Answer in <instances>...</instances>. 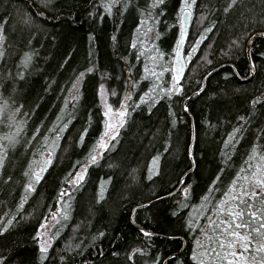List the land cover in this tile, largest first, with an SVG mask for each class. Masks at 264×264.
Segmentation results:
<instances>
[{
	"label": "trees",
	"instance_id": "obj_1",
	"mask_svg": "<svg viewBox=\"0 0 264 264\" xmlns=\"http://www.w3.org/2000/svg\"><path fill=\"white\" fill-rule=\"evenodd\" d=\"M153 1L0 0V228L8 224L0 264H163L179 251L166 264L219 261L211 245L224 230L208 221L222 220L218 201L264 152V38L247 53L251 36L264 32V0H187L181 91L142 100L151 78L134 38L146 12L169 65L159 87H175L182 0ZM204 79L189 116L183 102ZM102 81L112 108L124 101L127 111L109 147L86 165L103 128ZM54 132L51 162L31 181ZM82 165L84 179L69 183ZM192 165L181 189L160 199ZM63 205L67 217L41 258L36 232Z\"/></svg>",
	"mask_w": 264,
	"mask_h": 264
},
{
	"label": "snow or ice",
	"instance_id": "obj_2",
	"mask_svg": "<svg viewBox=\"0 0 264 264\" xmlns=\"http://www.w3.org/2000/svg\"><path fill=\"white\" fill-rule=\"evenodd\" d=\"M156 4L161 3V0H155ZM155 4L153 5V7ZM192 4L187 2V0H182L181 2V9H180V32L179 36L175 43V52L176 57V64L173 66V84H175L174 91L180 92L181 85L176 84V81L180 79V74L184 68V58L180 55L181 45L184 41L186 32L184 29V20L185 18L191 15L190 9ZM231 7V4L229 5ZM105 8L110 10L111 5L105 3ZM227 11V9H225ZM207 32V29H205ZM204 33L201 34L203 36ZM197 44L192 45V49H195ZM162 55V54H161ZM193 52L191 49L187 51L188 58H191ZM92 69L89 68L88 71ZM83 76V73L80 74ZM227 75V74H226ZM79 79V77H78ZM103 88V85L100 86ZM162 91H167L169 95H171L173 89H162ZM199 91V89H198ZM141 99H145V96H142ZM257 99H264V98H257ZM7 101H5V104ZM123 104V101H121ZM2 108V106H0ZM109 111H106L104 114L105 116L109 115V112L112 110L111 105H107ZM121 119H119L115 125H113L112 121L109 120L106 122L107 129L111 130V135L115 136L116 128L119 124H123L124 120L123 117L126 113V109L119 108L115 110ZM11 119V117H10ZM86 131V130H85ZM235 129L233 133H235ZM107 133H102L101 137L98 139L97 144L99 145L100 149L103 150L104 148L109 147L107 143H105V135ZM232 135V133H230ZM81 137H83V133H81ZM7 139L9 141L14 142V137L8 136ZM0 153H3V146H0ZM97 156L95 154V149L91 150V155L89 157V163L95 162ZM157 158L154 157L153 160L155 161ZM264 159V157H261ZM51 162V157L48 158L47 163ZM0 163H3V155H0ZM46 166V165H45ZM86 169V165L81 166V170L76 172V177L74 178V182L79 184L81 180L84 179V171ZM44 171V168H40L36 171L35 180L39 181L41 178V173ZM239 176V173H237ZM245 181H249V177L245 176ZM73 181H69L72 183ZM235 184V180L233 181V185ZM233 185H229L231 189ZM26 187L31 188L32 184L26 185ZM63 191V189H61ZM185 194L187 195V189H185ZM225 198L228 199L230 202L228 203L227 207L221 206L219 208V212H228L229 219H222L220 221L221 227L224 229L223 233H216L219 238V246L217 247L216 244H212L211 247L216 248V256L219 257V261H216V258L213 257L214 264H264V258H261L257 261L256 256L259 254H264V166L256 165V170L251 173L250 176V183H242L241 188L238 190V194L233 196L231 192H225ZM260 204V208L255 207V203ZM66 203V202H65ZM219 204L223 205L224 201H218ZM67 211L64 212V215L67 216ZM255 221L259 226L256 228L251 227V223ZM11 223V221H9ZM46 223V221H45ZM208 223H212V221H208ZM8 227V224H5L4 227L0 228V232H3L5 228ZM41 228H44V224L40 225ZM141 231H145L141 229ZM253 233L259 237L256 239L253 236ZM42 233L40 231L36 232V236H41ZM237 249H240L237 251ZM40 251H41V258L43 255L47 254V242L42 241L40 243ZM193 259H198L197 253L194 251L192 253ZM4 257L0 256V260H3ZM155 264V262H153ZM198 264H205L204 259H199Z\"/></svg>",
	"mask_w": 264,
	"mask_h": 264
},
{
	"label": "rangeland",
	"instance_id": "obj_3",
	"mask_svg": "<svg viewBox=\"0 0 264 264\" xmlns=\"http://www.w3.org/2000/svg\"><path fill=\"white\" fill-rule=\"evenodd\" d=\"M154 4H156L155 0L152 2V6ZM154 25H155V23H154V21H152L150 14L146 12V14H144L142 16L141 21H140V23L138 24V26L136 28L135 38H134V42L136 41L139 44L140 51L145 56V63H144V66H143L144 75H146L147 77L151 78V85L147 89L146 93L144 94V96L146 98L147 97L157 96L159 93L162 92V87H159V83L161 81V78H162V75H163L164 71L169 68V65L167 63H164V61L162 59V56L157 52V50L155 48V39L157 37V33L155 31ZM0 44H1V33H0ZM101 85H103V88L99 87L98 94H99L100 103L102 105L104 121H103L102 132L100 133L99 138L101 137L102 133L106 132L107 134L105 135V143L108 144L113 136L111 135V130L107 129L106 122L111 120L113 125H115L116 122L119 119H121V117L115 111L116 109H114V108H112V110L109 112L108 116H105L104 113L106 111H109L108 108H107V105H110V104L108 102V92L106 90V86H105L104 81H102ZM170 88H172L174 90L175 87H173V85H172V87H170ZM119 108H124L125 109V102L124 101H123V104L121 103L120 106L117 109H119ZM117 128H116V131H117ZM2 129L3 128L0 127V130H2ZM58 135H59V133L54 132V135L51 136L50 141H49L48 145L46 146L44 153L41 154V156L38 158V160L34 164L33 175L31 177V181H35V175L34 174L36 173V171L38 169H40L42 167L43 168L47 167L48 158L52 157V154L54 152L55 146L57 144ZM93 149H95V154H96L97 159H98V157L100 156V154H101V152L103 150L100 149V147L97 144V142L94 145ZM90 155H91V153H90ZM261 157H264V152H262L261 155L257 156V158L255 159V162L250 163V167L249 168H251V169L247 170L248 172L244 171L239 176V179H237L235 181V184L233 185V183H232L233 187L228 192H231L232 195L235 196V195H237L236 191H238L241 188L242 183H250V176H251V173L256 170V165L259 164L261 166H264V159H261ZM88 163H89V158H88V160L86 162V165ZM245 176L249 177V181H245L244 180ZM75 177H76V174L73 177V182H72L73 184H76L74 182V178ZM222 200L224 201V204L221 205V204L218 203L219 204V208L221 206L227 207V205H228V203L230 201L228 199H226L225 197ZM65 211H67V207L64 206V205L60 206L58 208V210L55 211V213L50 215V217L46 221V223L45 222L43 223L44 224V228L39 227L38 231H40L42 233L41 236L37 237L39 246H40V243L42 241H46L47 242V248L49 247V245L51 244V242L53 240L54 233L56 231V229H55L56 227L55 226L60 225L63 222V220L67 217V216L64 215ZM218 212H219V209H218ZM213 216L214 217L211 219L212 223H210V224H212L213 226H215V224L220 226L221 225L220 221H216L215 214ZM219 218L221 219V216H219ZM222 219H227V215L224 214V212L222 213ZM213 220L216 223H213ZM239 250L240 249H237V251H239ZM225 264H227V262H225Z\"/></svg>",
	"mask_w": 264,
	"mask_h": 264
},
{
	"label": "water",
	"instance_id": "obj_4",
	"mask_svg": "<svg viewBox=\"0 0 264 264\" xmlns=\"http://www.w3.org/2000/svg\"><path fill=\"white\" fill-rule=\"evenodd\" d=\"M180 19H181V17L179 18V24H180ZM189 23H190V16L187 17V18H185V20H184V29H185L186 35H185L184 41L182 42V45H181V51H180V55L184 58V68H183L182 73L180 74V79H181V77H182V75H183V72H184V70H185V67H186V59H185V56H184V45H185L186 38H187V32H188ZM256 36H261V37L264 38V32L255 33V34H253V35L251 36V38L248 40V43H247V53H248V49H249V47H250V45H251V43H252V40H253ZM175 57H176V52H175V48H174V53H173V57H172V61H171V71H172V74H173V66L176 64V60L174 59ZM252 73H253V67H252V65H251V71H250L249 77L252 75ZM173 78H174V77H173ZM180 79H179V80H180ZM179 80H178V81H179ZM204 84H205V79L203 80L202 86H201V88H199V91H198V90L195 91L194 93H192L190 96H188V97L184 100V102H183V106L185 107V111H186L188 114H189V112H188V108H187V107H188V106H187L188 101H189V100H190L195 94H199V93L203 90V88H204ZM189 116H190V114H189ZM189 158H190V160L192 161L191 145H190V147H189ZM192 162H193V161H192ZM192 168H193V165H192L191 168H190V169H189V170L183 175V177L181 178V180L179 181V183L177 184V186L175 187L174 190H172L169 194H167L166 196H163V197L160 198V199L167 198V197L173 195V194H174L175 192H177L179 189H181V187H182L183 184H184V180H185L186 176L191 172ZM150 203H151V202H150ZM150 203H148V204H146V205H149ZM146 205H142V206H138V207L134 208L133 211H132L133 214H134V211H135L137 208H140V207H143V206H146ZM131 221H132V223H133L134 226H136L137 228H139V227L133 222V216H132V218H131ZM146 234H148V235H152V236H155L154 234H151V233H146ZM179 252H180V251H179ZM179 252H178V253H175L174 255H171V256L167 257V258L164 260L163 264H166V261H168V260L171 259L172 257L178 255Z\"/></svg>",
	"mask_w": 264,
	"mask_h": 264
}]
</instances>
